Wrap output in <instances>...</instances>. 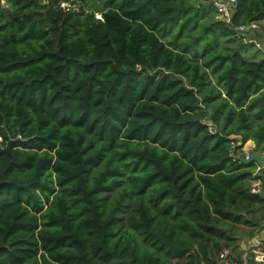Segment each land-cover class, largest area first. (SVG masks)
<instances>
[{
    "label": "trees",
    "instance_id": "trees-1",
    "mask_svg": "<svg viewBox=\"0 0 264 264\" xmlns=\"http://www.w3.org/2000/svg\"><path fill=\"white\" fill-rule=\"evenodd\" d=\"M60 1L0 7V264H264V0Z\"/></svg>",
    "mask_w": 264,
    "mask_h": 264
},
{
    "label": "built area",
    "instance_id": "built-area-1",
    "mask_svg": "<svg viewBox=\"0 0 264 264\" xmlns=\"http://www.w3.org/2000/svg\"><path fill=\"white\" fill-rule=\"evenodd\" d=\"M212 6L214 7L218 17L225 21L227 24L231 25V17L235 10V1L236 0H210ZM60 6L68 7L69 4L67 1H60ZM74 6V5H73ZM259 27L258 22L251 20L249 22L235 25L234 28L238 33H244L246 31L253 32ZM252 38H245V41H252ZM257 43V42H256ZM239 143V142H237ZM251 149L249 148L243 153L244 159H249ZM239 157V154L236 155V158ZM259 167L257 166V169ZM250 192L261 194L262 189L260 185V180L258 178L253 179L250 187ZM246 251L251 252L256 258L264 261V220L261 223L260 230L250 239L246 245L242 246ZM213 264H231V261L228 257V251L222 252L216 261Z\"/></svg>",
    "mask_w": 264,
    "mask_h": 264
},
{
    "label": "rangeland",
    "instance_id": "rangeland-1",
    "mask_svg": "<svg viewBox=\"0 0 264 264\" xmlns=\"http://www.w3.org/2000/svg\"><path fill=\"white\" fill-rule=\"evenodd\" d=\"M99 2H102V0H98ZM8 6V4L6 3V0H0V7H6ZM96 16L97 17H100V14L99 13H96ZM262 24H264V21L261 22ZM259 25V23H258ZM254 35V37H253ZM252 39L257 42L255 44V46H253V48H251L250 52H253L254 53V50H260V49H263L264 48V29L260 28V25L258 27V30L255 31V33L252 34ZM251 141H247L245 142L244 144V151H246L248 149V145ZM240 154H243V153H240ZM239 154V155H240ZM245 242H241V244H243Z\"/></svg>",
    "mask_w": 264,
    "mask_h": 264
},
{
    "label": "water",
    "instance_id": "water-1",
    "mask_svg": "<svg viewBox=\"0 0 264 264\" xmlns=\"http://www.w3.org/2000/svg\"><path fill=\"white\" fill-rule=\"evenodd\" d=\"M238 159L243 163H255L259 168L264 166V153L259 150H252L249 159H244L240 154Z\"/></svg>",
    "mask_w": 264,
    "mask_h": 264
},
{
    "label": "crops",
    "instance_id": "crops-1",
    "mask_svg": "<svg viewBox=\"0 0 264 264\" xmlns=\"http://www.w3.org/2000/svg\"><path fill=\"white\" fill-rule=\"evenodd\" d=\"M252 145H253L252 142H250L249 145H248V146H249L248 149H249ZM248 149H247V150H248ZM250 239H251V238H250ZM250 239L246 240L245 243L242 244V246H244V245H246L248 242H250Z\"/></svg>",
    "mask_w": 264,
    "mask_h": 264
}]
</instances>
